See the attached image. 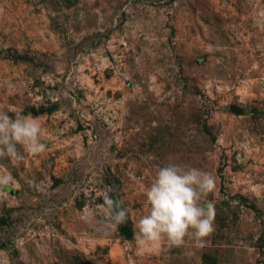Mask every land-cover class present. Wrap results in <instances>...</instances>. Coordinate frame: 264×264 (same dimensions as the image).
<instances>
[{"label": "rangeland", "instance_id": "obj_1", "mask_svg": "<svg viewBox=\"0 0 264 264\" xmlns=\"http://www.w3.org/2000/svg\"><path fill=\"white\" fill-rule=\"evenodd\" d=\"M0 109L47 145L2 162L0 260L264 264V0H0ZM169 163L214 176L215 231L139 255L127 242ZM105 186L130 238L81 220Z\"/></svg>", "mask_w": 264, "mask_h": 264}, {"label": "clouds", "instance_id": "obj_2", "mask_svg": "<svg viewBox=\"0 0 264 264\" xmlns=\"http://www.w3.org/2000/svg\"><path fill=\"white\" fill-rule=\"evenodd\" d=\"M41 133L42 124L37 119L20 112L10 116L0 109V168H3L0 193L14 180L2 162L8 160L16 165L23 161L25 153L32 156L46 153ZM215 187L214 176L200 168L175 163L159 167L145 193L148 212L137 221L133 239L127 242L129 247L134 245L139 255L159 253L165 246L184 247L188 239L194 246L203 247L215 231L214 205L205 206L203 201ZM115 190L113 186H105L103 203L98 208L87 206L81 213L82 222L104 237L111 235V228H118L128 220L124 201L112 195ZM0 264H7V258L0 260Z\"/></svg>", "mask_w": 264, "mask_h": 264}, {"label": "trees", "instance_id": "obj_3", "mask_svg": "<svg viewBox=\"0 0 264 264\" xmlns=\"http://www.w3.org/2000/svg\"><path fill=\"white\" fill-rule=\"evenodd\" d=\"M115 198V197H114ZM121 233L124 235V237L130 238L131 237V230L127 225H120Z\"/></svg>", "mask_w": 264, "mask_h": 264}]
</instances>
